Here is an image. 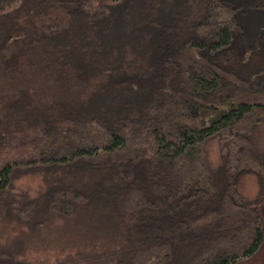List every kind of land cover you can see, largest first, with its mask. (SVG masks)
Listing matches in <instances>:
<instances>
[{
  "label": "trees",
  "instance_id": "trees-1",
  "mask_svg": "<svg viewBox=\"0 0 264 264\" xmlns=\"http://www.w3.org/2000/svg\"><path fill=\"white\" fill-rule=\"evenodd\" d=\"M41 9L67 18L65 39L92 44L70 72L90 95L54 102L31 138H0V219L25 233L0 235V264L255 256L264 243V149L255 139L264 122V0H0L5 78L36 64L19 48L23 32L38 33ZM65 46L56 52H72ZM34 102L25 94L10 106ZM212 140L223 151L215 168L205 160ZM242 173L258 180L253 201L238 195ZM26 176L41 179L34 195L15 184ZM37 238L75 250L28 262L24 241Z\"/></svg>",
  "mask_w": 264,
  "mask_h": 264
},
{
  "label": "rangeland",
  "instance_id": "rangeland-1",
  "mask_svg": "<svg viewBox=\"0 0 264 264\" xmlns=\"http://www.w3.org/2000/svg\"><path fill=\"white\" fill-rule=\"evenodd\" d=\"M36 16L37 20L35 23L37 24V28H39L38 33L35 30L33 32L32 30H28L29 33L27 32L25 38L23 32L24 37L21 46L22 48L25 47V49L19 48L22 51L21 55L24 59H33L36 61V64H24L15 73L16 78L14 80L13 78H5L0 73V138H9L10 140L12 137L15 139L26 138V136L31 138L34 136L35 129L39 126L41 115L49 113L54 102L82 103L90 95L88 93L89 90H84L70 72L72 70L71 59L77 58L76 55L91 49L92 44L88 41L89 45L85 46L84 42L76 41L75 36H71L73 33L69 36V40L65 39L64 36L68 35V29L64 26L67 24V18L59 11L52 10L47 12L41 9V12L37 13ZM72 31L74 32V29ZM45 35H48V41L46 39L44 41ZM54 36L55 40L53 39ZM57 43L66 44L65 47L67 49L73 45L72 52L69 54H63L58 50L56 52L55 47H59H57ZM73 48L76 49L73 51ZM75 52L76 54L74 55ZM50 55L53 58L46 59ZM45 59L46 61H44ZM97 80V78L92 79L90 81L91 85L97 83ZM25 94H30L35 98V102L31 107L27 105L12 108L10 106L14 100ZM255 139L257 146L260 149H264V122L256 132ZM13 141L15 140L13 139ZM222 153L223 151L216 140L208 142L205 146V160L207 164L211 168H215L221 160ZM15 184L20 189H28L31 195H34L41 185V179L35 176H26L16 181ZM237 192L241 199L247 202L253 201L259 193L257 178L250 173L240 174ZM259 211L264 217V206H261ZM1 234L6 240V237L22 236L23 233L18 228L14 229L11 224L2 222L0 219ZM36 240L26 239L24 241L25 251L23 257L28 262L33 261V259L42 260L44 258L54 261L55 257L62 258L75 250V246L70 242L57 239L42 243L39 241V238ZM42 247H46V249L42 251ZM237 264H264V243L261 250L255 256L242 260Z\"/></svg>",
  "mask_w": 264,
  "mask_h": 264
}]
</instances>
